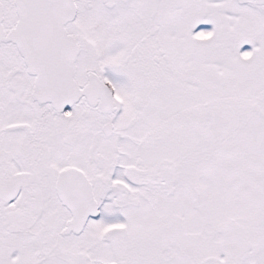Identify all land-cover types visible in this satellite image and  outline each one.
Returning a JSON list of instances; mask_svg holds the SVG:
<instances>
[{
    "label": "snow or ice",
    "instance_id": "obj_1",
    "mask_svg": "<svg viewBox=\"0 0 264 264\" xmlns=\"http://www.w3.org/2000/svg\"><path fill=\"white\" fill-rule=\"evenodd\" d=\"M0 264H264V0H0Z\"/></svg>",
    "mask_w": 264,
    "mask_h": 264
}]
</instances>
